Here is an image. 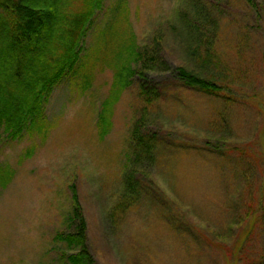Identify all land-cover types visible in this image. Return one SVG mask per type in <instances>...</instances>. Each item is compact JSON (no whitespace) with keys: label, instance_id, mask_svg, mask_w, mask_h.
<instances>
[{"label":"rangeland","instance_id":"1","mask_svg":"<svg viewBox=\"0 0 264 264\" xmlns=\"http://www.w3.org/2000/svg\"><path fill=\"white\" fill-rule=\"evenodd\" d=\"M113 1L96 9L85 48L103 38ZM81 7L70 0L68 9ZM127 8L123 26L141 44L165 37L170 69L150 77L167 92L144 112L137 85L124 90L100 139L114 72L98 67L86 91L68 78L55 86L41 131L0 127V167L14 171L0 183V264H70L64 254L76 250L56 234L75 232L72 186L96 264H264V0H127ZM179 67L214 80L221 93L182 86ZM142 116L164 138L136 161L131 133ZM128 167L156 183L167 209L146 195L110 218ZM168 210L186 213L187 225Z\"/></svg>","mask_w":264,"mask_h":264},{"label":"trees","instance_id":"2","mask_svg":"<svg viewBox=\"0 0 264 264\" xmlns=\"http://www.w3.org/2000/svg\"><path fill=\"white\" fill-rule=\"evenodd\" d=\"M185 1V0H184ZM197 3L198 0H187ZM256 6L257 0H245ZM70 0H0V127L15 135L25 128L43 129L46 112L45 102L55 86L65 78L77 83L81 90L91 87L94 71L109 67L114 72L110 94L104 99L98 113L97 127L100 139L112 129L113 108L124 90L137 85L144 106L151 108L166 94L164 84L154 81L150 72L168 70L170 65L164 53L165 37L155 33L141 44L127 20V0H114L106 9L107 17L100 36L87 48L85 38L96 9H104L102 0H80L82 7L68 9ZM214 5V4H213ZM185 8L179 10L185 13ZM205 60V53L201 54ZM180 84L209 95L220 94V86L210 78L184 67L176 69ZM137 80V82H135ZM146 118L138 119L132 128L131 145L135 148L136 161L142 153L152 156L156 144L164 138L144 126ZM1 139V134H0ZM140 168H127L124 174V190L110 212L115 222L121 213L138 206L143 196L152 195L163 200L164 209L169 206L166 194ZM8 174L3 179V174ZM12 169L0 167V183L6 187L13 175ZM73 188L71 219L75 232L57 233L56 239L67 243L76 252L64 254L70 264H96L87 244L88 223L82 211L78 194ZM169 216L176 224L187 225L186 213L171 210ZM189 225V223H188ZM186 228L193 230L190 225Z\"/></svg>","mask_w":264,"mask_h":264}]
</instances>
